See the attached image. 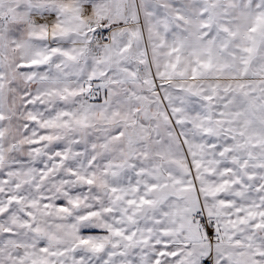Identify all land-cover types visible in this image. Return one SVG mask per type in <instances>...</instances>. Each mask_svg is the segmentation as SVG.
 <instances>
[{"label": "crops", "instance_id": "crops-1", "mask_svg": "<svg viewBox=\"0 0 264 264\" xmlns=\"http://www.w3.org/2000/svg\"><path fill=\"white\" fill-rule=\"evenodd\" d=\"M262 83L264 0H0V264H244L264 157L187 137L192 90Z\"/></svg>", "mask_w": 264, "mask_h": 264}, {"label": "rangeland", "instance_id": "rangeland-1", "mask_svg": "<svg viewBox=\"0 0 264 264\" xmlns=\"http://www.w3.org/2000/svg\"><path fill=\"white\" fill-rule=\"evenodd\" d=\"M172 90H169L171 95H173ZM192 92L194 96H205L208 102L206 107L209 106L206 109L203 103L199 104L200 114L210 118L203 119L202 117V119L193 121L194 125L188 128L194 134L187 137V142L195 146L199 156L264 157V83L259 86L225 88L210 85L206 88L194 89ZM156 94H158L157 89ZM159 96L157 95L161 101ZM159 105L168 116L172 115L173 104L161 102ZM196 105L198 104L195 103L193 106ZM167 120L173 126V120L170 118ZM202 215L204 213L200 211L198 221L207 240ZM208 224L211 227L210 223ZM213 237L212 243L215 242V232ZM156 254L157 251H149L150 264H157L158 259H154ZM239 254L241 259H236V261L244 259V264H262L264 248L247 247ZM209 255L212 259L214 258L211 251H205L204 259ZM214 260L215 264H226L224 261L221 263L220 260ZM93 261L94 259L87 260L86 264H93Z\"/></svg>", "mask_w": 264, "mask_h": 264}, {"label": "built area", "instance_id": "built-area-1", "mask_svg": "<svg viewBox=\"0 0 264 264\" xmlns=\"http://www.w3.org/2000/svg\"><path fill=\"white\" fill-rule=\"evenodd\" d=\"M109 37H110V32L109 31H99L97 33L94 34V40L92 42V45L93 46H101V45H104L106 44L108 41H109ZM203 217V227H204V230H205V234H206V237H207V240L209 242H212L213 240V229L212 227L209 226L208 224V220L207 218L205 217V215H202ZM201 264H213V259H212V256L209 255V257L205 258Z\"/></svg>", "mask_w": 264, "mask_h": 264}, {"label": "water", "instance_id": "water-1", "mask_svg": "<svg viewBox=\"0 0 264 264\" xmlns=\"http://www.w3.org/2000/svg\"><path fill=\"white\" fill-rule=\"evenodd\" d=\"M55 264H57V262Z\"/></svg>", "mask_w": 264, "mask_h": 264}]
</instances>
